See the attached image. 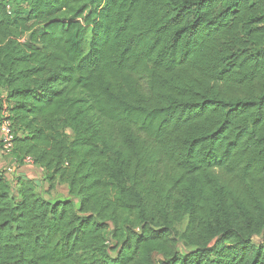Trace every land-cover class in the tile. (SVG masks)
Returning a JSON list of instances; mask_svg holds the SVG:
<instances>
[{"label": "trees", "instance_id": "1", "mask_svg": "<svg viewBox=\"0 0 264 264\" xmlns=\"http://www.w3.org/2000/svg\"><path fill=\"white\" fill-rule=\"evenodd\" d=\"M3 89L0 264H264V0H0Z\"/></svg>", "mask_w": 264, "mask_h": 264}, {"label": "crops", "instance_id": "2", "mask_svg": "<svg viewBox=\"0 0 264 264\" xmlns=\"http://www.w3.org/2000/svg\"><path fill=\"white\" fill-rule=\"evenodd\" d=\"M1 97L5 98L7 95V91L5 89L0 91ZM0 135H1V130H0ZM14 162V159L10 154L4 153L0 149V170H5L8 166L12 165ZM7 178H14L18 177L20 175L25 176L28 179L34 180L36 183L39 184V186L42 185H48L49 187V182L46 180V175L47 172L44 168H41L32 162H24V164L20 167H18L15 171L13 172H5ZM61 190L63 193L59 194L58 196H62V198L68 197V187L65 184H57L55 187H53L51 190Z\"/></svg>", "mask_w": 264, "mask_h": 264}, {"label": "built area", "instance_id": "3", "mask_svg": "<svg viewBox=\"0 0 264 264\" xmlns=\"http://www.w3.org/2000/svg\"><path fill=\"white\" fill-rule=\"evenodd\" d=\"M0 130H1L0 149L6 154H10L13 148L14 132L12 130L11 122L9 119L7 118L0 119ZM25 162H32V160L30 158H27ZM16 167L17 164L16 161H14L12 165L6 168V171L13 172L16 170Z\"/></svg>", "mask_w": 264, "mask_h": 264}, {"label": "rangeland", "instance_id": "4", "mask_svg": "<svg viewBox=\"0 0 264 264\" xmlns=\"http://www.w3.org/2000/svg\"><path fill=\"white\" fill-rule=\"evenodd\" d=\"M26 3L23 2V6H25ZM26 39V37H25ZM37 190L46 198L48 199H52V200H55L59 197H62V196H58L59 194H62L63 192L59 189V190H55V191H52L49 189L48 185H42V186H38L37 187ZM185 224H186V220H184L181 225L179 226V229L180 231L184 230V227H185ZM260 240H264V235L263 237H256V241H260Z\"/></svg>", "mask_w": 264, "mask_h": 264}]
</instances>
